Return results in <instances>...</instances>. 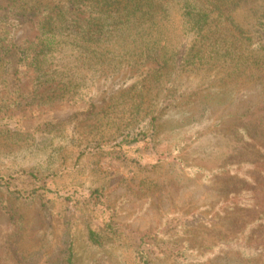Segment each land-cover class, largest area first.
Masks as SVG:
<instances>
[{"label": "rangeland", "instance_id": "1", "mask_svg": "<svg viewBox=\"0 0 264 264\" xmlns=\"http://www.w3.org/2000/svg\"><path fill=\"white\" fill-rule=\"evenodd\" d=\"M231 10L249 30L264 3L237 0ZM37 34L33 24L15 27L13 40ZM18 69L7 80L20 92L0 111V174L25 196L40 193L18 200L0 189V264H61L70 230L75 264H132L134 250L155 264H264V134L256 132H264V79L183 75V96L163 111L155 136L126 148L91 144L94 132L72 118L90 104L105 110L135 83L133 70L102 77L75 101L38 105L28 96L32 73ZM72 145L88 152L76 166L63 155ZM111 216L122 247H91L85 222L100 229Z\"/></svg>", "mask_w": 264, "mask_h": 264}, {"label": "trees", "instance_id": "2", "mask_svg": "<svg viewBox=\"0 0 264 264\" xmlns=\"http://www.w3.org/2000/svg\"><path fill=\"white\" fill-rule=\"evenodd\" d=\"M5 2L0 6L1 112L2 105L8 104L7 95L20 92L17 86L9 87L7 80L10 74H19L18 68L32 73L28 96L38 105L75 101L106 75L125 69L136 73L135 83L113 96L105 110L96 112L90 104L73 116L77 125L94 132L91 144L113 141L117 147L131 148L152 139L163 111L177 105L183 96L177 89V80L183 75L224 70L227 83L264 79V15L246 20L251 26L247 30L243 21L232 15L231 6L237 0ZM29 24L35 25L37 36L16 44L15 27ZM256 132L264 134L263 129ZM87 153L75 151L74 145L63 150L64 157L74 155L75 166ZM261 153L264 147L259 148ZM14 180L0 174V189L18 200L34 199L40 193L33 190L25 196L14 188ZM84 231L95 249L122 247L123 232L112 216L100 229L86 221ZM64 245L61 264H75L76 237L71 230ZM131 253L132 264H155L143 251Z\"/></svg>", "mask_w": 264, "mask_h": 264}]
</instances>
